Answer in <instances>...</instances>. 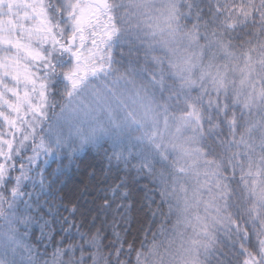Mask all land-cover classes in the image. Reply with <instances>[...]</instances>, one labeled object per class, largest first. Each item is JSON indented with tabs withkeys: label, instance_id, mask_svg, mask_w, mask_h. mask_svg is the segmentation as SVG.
<instances>
[{
	"label": "snow or ice",
	"instance_id": "1",
	"mask_svg": "<svg viewBox=\"0 0 264 264\" xmlns=\"http://www.w3.org/2000/svg\"><path fill=\"white\" fill-rule=\"evenodd\" d=\"M101 142L151 181L139 243L27 191ZM128 201L97 220L127 232ZM0 264H264V0H0Z\"/></svg>",
	"mask_w": 264,
	"mask_h": 264
},
{
	"label": "trees",
	"instance_id": "2",
	"mask_svg": "<svg viewBox=\"0 0 264 264\" xmlns=\"http://www.w3.org/2000/svg\"><path fill=\"white\" fill-rule=\"evenodd\" d=\"M196 2L203 5L205 0H196ZM207 2H211V0H207ZM53 111L55 115L50 113L52 120L60 109L57 107ZM138 168L139 165L131 157L127 161L119 158L109 143L102 142L97 147L88 145L83 151L73 156L62 154L60 157L49 160L48 164L41 168L46 178L44 191L33 189L31 185H28L27 191L41 196V204L49 202L56 208H60L61 203L65 207L76 206L79 211L74 223L78 226L83 225L82 231L87 232L91 224L96 222L97 227H103L110 238L111 233L117 231L121 232V236L129 242L139 243L148 229L153 226L154 219L150 214L149 206L155 208V205H151V200L148 199L151 195V181L143 172H138ZM33 179L37 178L34 176ZM116 186H123V191L127 192L129 196L130 211L128 212L129 227L127 232L121 231L119 218L115 224L107 214L100 216L101 219L107 221L106 224H101L97 220L103 198L110 197ZM52 211L55 216L56 209L54 208ZM60 212L63 215H68L63 211V208L60 209ZM45 218L50 223L52 222L51 216ZM62 224L63 221H59L57 218L52 232L48 234V239L41 236L43 226L34 224L27 241L34 248L43 252L44 249L40 243L43 240L51 250L54 244H59L64 239V236L60 234Z\"/></svg>",
	"mask_w": 264,
	"mask_h": 264
},
{
	"label": "rangeland",
	"instance_id": "3",
	"mask_svg": "<svg viewBox=\"0 0 264 264\" xmlns=\"http://www.w3.org/2000/svg\"><path fill=\"white\" fill-rule=\"evenodd\" d=\"M59 115H60V111L57 113V115L54 117V119L51 121V123H55V122H56V119H57V117H58ZM61 126H62V127H61V131L63 132V134H64L65 136H67L68 131H69V127H70V126H69L67 123H65L64 121H61ZM101 143H102V142H101ZM101 143H100V144H101ZM100 144H97V145H89V146L97 147V146L100 145ZM109 144H110V143H109ZM86 146H88V145H85V146L81 147V146H79L78 143H74V144L72 145V149H71V150H68L67 148H65V149L62 150V151L60 152V154H59L58 156H56V157H60L62 154H63V155H68V156H73L74 154L83 151L84 148H85ZM110 146H112V145L110 144ZM129 158H130V157H129ZM41 159H43V157H41ZM52 159H53V158L49 157V158H48V161H49V160H52ZM88 183H89V180H88ZM32 226H34V224L31 225V226L29 227V232H28V235H27V237H26V240H27V238H28L29 235H30V232H31Z\"/></svg>",
	"mask_w": 264,
	"mask_h": 264
}]
</instances>
